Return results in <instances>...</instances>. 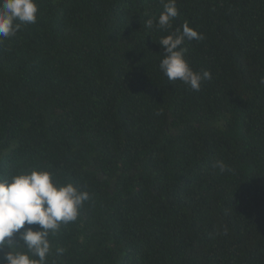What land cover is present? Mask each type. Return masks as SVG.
<instances>
[{
  "label": "trees",
  "instance_id": "obj_1",
  "mask_svg": "<svg viewBox=\"0 0 264 264\" xmlns=\"http://www.w3.org/2000/svg\"><path fill=\"white\" fill-rule=\"evenodd\" d=\"M36 2L0 38V178L89 193L48 264H264V0H176L167 30L163 0ZM185 22L198 91L159 67Z\"/></svg>",
  "mask_w": 264,
  "mask_h": 264
},
{
  "label": "clouds",
  "instance_id": "obj_2",
  "mask_svg": "<svg viewBox=\"0 0 264 264\" xmlns=\"http://www.w3.org/2000/svg\"><path fill=\"white\" fill-rule=\"evenodd\" d=\"M37 12L36 0H0V38L14 36L23 25L35 23ZM178 15L176 0H163V11L155 24L162 30L171 29ZM146 26L152 28L153 19H148ZM185 39L201 40L203 36L185 22L160 39L164 55L159 67L169 81L180 80L198 91L211 73L190 66L184 56L186 49L181 47ZM214 167L222 172L228 169L223 161ZM88 199L87 191L71 182H57L47 169H21L0 178V264H48L53 255L50 235L62 224L75 221L79 207ZM32 225L39 228L34 230ZM63 252L62 247H56V256Z\"/></svg>",
  "mask_w": 264,
  "mask_h": 264
}]
</instances>
